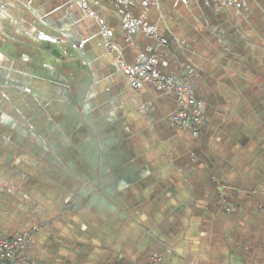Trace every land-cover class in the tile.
<instances>
[{
    "label": "crops",
    "instance_id": "0c3cea01",
    "mask_svg": "<svg viewBox=\"0 0 264 264\" xmlns=\"http://www.w3.org/2000/svg\"><path fill=\"white\" fill-rule=\"evenodd\" d=\"M238 2L0 0V237L27 264H264V0ZM151 55L199 123L131 85Z\"/></svg>",
    "mask_w": 264,
    "mask_h": 264
},
{
    "label": "built area",
    "instance_id": "2783aa9c",
    "mask_svg": "<svg viewBox=\"0 0 264 264\" xmlns=\"http://www.w3.org/2000/svg\"><path fill=\"white\" fill-rule=\"evenodd\" d=\"M221 6L235 7L239 5V0H215ZM134 30L138 29L137 24H133ZM151 35L154 32L149 30ZM156 63L154 55L141 65L130 68L123 65L125 72L130 78L133 87L139 88L138 78L151 81L154 85L162 89L165 93H173L178 104V110L172 116V123L178 127H184L188 123H199L201 121V109L197 105L195 99L191 95L190 89L186 84L176 85L166 77L152 71L153 65ZM31 234L29 232L20 233L11 239L0 237V264H27L20 257L21 251L30 241ZM157 259L153 260V264L157 263Z\"/></svg>",
    "mask_w": 264,
    "mask_h": 264
}]
</instances>
